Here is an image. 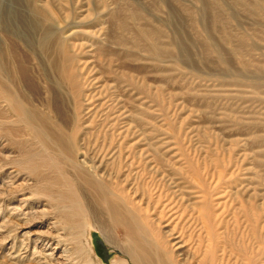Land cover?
I'll return each instance as SVG.
<instances>
[{
    "label": "bare ground",
    "instance_id": "obj_1",
    "mask_svg": "<svg viewBox=\"0 0 264 264\" xmlns=\"http://www.w3.org/2000/svg\"><path fill=\"white\" fill-rule=\"evenodd\" d=\"M36 1L29 6L21 0H0V122L7 125L3 127L6 135H21L20 129L26 127L24 133L37 146L21 165L3 156L15 165V173H7L11 175L8 189L16 191L9 201L11 210L19 209L8 211L0 225L11 223L17 242L26 239L32 249L75 253L76 264H97L85 239L89 221L126 256L112 264H264L260 213L264 212V184L259 183L256 171L250 176L242 173V162L252 156L236 152V142H226V155L211 153L209 147L195 158L187 149L176 148L181 140L172 143L170 137L162 138L166 133L154 120L157 113L161 117L165 87L183 85L171 81L174 76L169 71L175 70L176 61L193 62L189 49L198 42L209 54L206 60L217 62L222 71L257 75L248 89H235L250 100L257 97L264 63L247 55L264 40V29L254 37L232 29L231 21L237 10L250 16L260 13L264 19V0H194V5L156 0L168 6L164 23L153 22L139 0H84L76 4L73 22L92 29L66 34L48 9L51 2L64 10L66 0ZM209 11L217 21L215 39L211 31L200 28ZM182 18L187 20L190 37L183 35ZM103 23L107 24L104 30L99 26L92 34L95 38L89 34ZM166 23L175 24L174 34L165 29ZM130 24L134 28L127 30ZM195 33L202 34V41L191 36ZM86 35L93 40L82 43L80 38ZM221 45L239 60L241 70L222 57ZM150 87L152 96L147 99ZM189 89L168 94L170 99L185 92L210 96L209 91L192 93ZM210 114L216 117L213 110L202 116ZM189 116L181 122H189L188 126L183 129L181 125L176 134H189L190 139L218 129L233 135V128L225 131L226 120H220L231 117L230 113H223L215 121L219 124L211 127L201 125L200 115ZM251 119L234 116L227 121L264 126ZM93 131L95 135L102 132L100 141L87 139ZM147 132L156 136L147 137ZM255 132L239 133L247 136L239 141L262 140ZM213 134L218 138L216 131ZM171 144L178 145L173 148ZM35 225L47 231L32 229ZM0 264L8 263L0 260Z\"/></svg>",
    "mask_w": 264,
    "mask_h": 264
},
{
    "label": "rangeland",
    "instance_id": "obj_2",
    "mask_svg": "<svg viewBox=\"0 0 264 264\" xmlns=\"http://www.w3.org/2000/svg\"><path fill=\"white\" fill-rule=\"evenodd\" d=\"M21 1H22L23 5L28 4L29 6H31V5L34 6V5L38 4V1H36V0H33V1L28 0V3H27V0H21ZM48 1H50V0H47V2ZM75 1H76V3H75ZM139 1L144 2L145 6L147 7V11H149L148 13L151 15L150 17H152V19H153V22H154V20H158L159 23H164L163 19L166 18V16L168 15L167 14L168 13L167 12L168 6L166 4H162V3L157 4L156 0H139ZM145 1H147V2H145ZM182 1L184 3H186L187 5H194L193 4L194 0H182ZM246 1L250 2L251 0H246ZM83 2H85V1L84 0H81V1L80 0H66V1H64V3L66 4L65 5L66 8H64V10H62V11H60L61 8H60V10H58L54 4L49 2L48 9H49L50 13L53 11L52 15H55L57 17L56 18L57 25L59 26L60 29H62V31H65V34H66V31L68 33L70 31H76V30H81V29L85 28V27L81 28L82 26L75 25L73 22L74 21V16H73L74 14L73 13H74V9H76L75 6H76V4L83 3ZM153 11L155 13H153ZM209 12L210 13L206 12L208 15L206 14V16L204 17V22L202 24L200 23V25H201L200 28L204 29L203 27H205L206 32L211 31L213 38L214 37L218 38L217 30L215 29V28H217V24H216L217 21L214 18L215 16L213 15V13L211 11H209ZM262 12H264V9ZM66 13H68V16H64V15H66ZM175 13H177V12H175ZM254 14H255V16H250V15H247L242 10H237V12L235 14L236 19L234 17L232 19L233 21H231V23H232L231 28L234 29L235 31L238 30V31L243 32V33H249L254 37L258 36L259 34H261V32L264 29V24H263L264 19L260 13L259 14L254 13ZM175 16H176V14H175ZM183 20H184V27L182 29L184 30V32L183 31L182 32H183V35L185 36V38H187V37H190L191 32L189 33L188 31H190V28L187 29V26H185V22L187 20L186 21H185V19H183ZM178 24H180V23H178ZM106 25H107L106 23L98 25L96 27V29L93 28V30L91 31L92 33H89V34L90 35L96 34L97 28L100 29V27H101V31H103ZM165 26H167V27H165V29L168 32H170V34H172V33L174 34L175 24H173V23L169 24L168 23ZM91 27L89 26L85 29H92ZM127 27H128L127 30H132L134 28L131 26V24L128 25ZM179 27H180V25H179ZM74 29H76V30H74ZM113 29H117V28L113 27ZM90 35L89 36L86 35L85 38H80L82 43H87L86 41L91 42L93 39ZM191 36L202 41V34L201 33H195L193 35L191 34ZM93 37L95 38V36H93ZM83 41H85V42H83ZM195 42H198V41H195ZM17 43L19 46H21V44L18 41H17ZM201 46L202 45L198 42L197 44H194V47H193V45L191 46L192 48L190 47L189 53L191 55L193 53V55H192L193 62L192 61L191 62L176 61V63H175L176 64V66H175L176 71L175 70L169 71L171 75L173 74L174 79H175V80L173 79L171 81L183 82V85H178L176 83L177 85L174 86L172 89H167V87H165L166 88L165 91H163V93H161V100H162L161 104H162L163 110L161 113V117H160V113H157V116L154 117V120L156 119L155 122H156V124H158V126L160 124H162L161 125V129L163 130L162 132L166 133L164 135L165 137L163 136L162 138H166V137L169 138L170 137L171 139L170 138L169 139L172 141V143L173 142L175 143V139H176V141L181 140L182 143L179 145L180 148H178V147H176V148L182 149V150L187 149L191 156L195 155V158L199 155L200 152H202V150H207L209 147L211 150H213V151L209 150L211 153H215V154L218 153L219 155L221 154L220 156H222L223 154L226 155L228 153V151H227L228 144L226 142H230V143L236 142L235 151L238 149L239 151L241 150L239 153L245 152V153L249 154L250 156H252V158L251 157L248 158V161L245 160V162L244 161L242 162V164H243L242 169H244V171L242 173L247 174V176H250L251 175L250 172L252 173L253 171H256V173L258 175H260L259 183L264 184V164H263L264 161H262V160H264V153L263 152L260 153V151H262L264 149V126H257V127L255 126V128H253L254 125H251L249 127L246 125L244 126L243 123H240L239 125H231V123H230L231 118L234 116L246 117V118H248V120L250 122H252L251 118H253L254 123H256L259 120L261 122H264V78L259 76V79H258L259 86L257 87L259 90V93L257 94V97L254 96V98L252 100H250L249 97L248 98L244 97L243 93H240V92L236 91L235 89H239V90L244 89V88L248 89L251 82H254L253 79L258 78V76L257 75L252 76V74H250V73H243V72L237 74V73H233V72L222 71L221 68L218 67L217 62L206 60L208 58L209 54ZM223 46L224 45H221V47L223 48L221 50L222 57L226 61H228V63L230 65L232 64L231 66H233L235 68L238 67L239 70H241V67L239 65V60L231 53V51L228 49L227 46H226L227 48L225 46L224 47ZM225 48L227 50H224ZM203 56L206 57L204 60L202 59V58H204ZM247 57H250L251 59H255V60L257 59V61H258V59H261L264 63V40H260L259 44L255 45L253 47L251 52L248 53ZM101 58H102L101 56H99V58L97 57V59H99V60H102ZM87 59H88V61H90V58H87ZM88 65H89V62H88ZM89 72H91V71H89ZM148 82H149V84L153 83L152 80H149ZM160 83L165 85L164 81L160 82ZM233 83L236 85H233ZM181 86H182V88H181ZM188 88H190L189 90H191L192 93H194L196 91H197V93L209 91L210 96L204 97V98L195 97L192 94L186 93L187 92L186 90H188ZM232 88H233V90H232ZM230 89H231V91H230ZM95 90L97 91V87ZM151 90H152V87L147 89V91H148L147 92V96H148L147 99H149L152 96ZM96 91H94V92H96ZM168 91L171 92L172 94L179 93L180 91H186V92L184 93V95L183 94L177 95V97H179V98L170 99L171 93L168 94L169 93ZM212 93L213 94L216 93L217 96L216 97L211 96ZM234 93H236V94H234ZM191 96H193V97H191ZM195 99H196V101H195ZM178 109H180L181 111ZM188 110L190 113L188 112ZM203 110L204 111L213 110V113L216 115V117L213 116V114L208 115L210 117L202 116V114L204 113ZM223 113H226V114L230 113V115H231V117H223L220 120H226L224 122L225 131H228L229 129L233 128V131H234L233 135L219 131L218 129H215V130L209 129L208 130L209 133L207 132V133H205V135L202 132H200L199 134L195 135V137L190 136V139L187 136L189 134L185 135V133H183V132H180V134H176V132L178 131V129L181 125H182L183 129H185L188 126L189 122L187 124H184V125L181 124V122L185 117H188L189 115H191V116H189V118L193 117L195 115H198V116L200 115L201 119H202L201 125L211 127V125H218L219 124V123L216 124V122L218 121V117H222ZM157 117H160V118H157ZM227 119L230 121H227ZM161 120H163V121H161ZM6 126H7L6 124L2 125L0 122V164L2 165V166L0 165V169H1L0 170L1 171L0 172V185H1L0 186V201H1L0 202V219L2 217H6L8 214V211H13L10 209V207L13 203H11L9 201L10 200L9 197H11L12 194L16 192V191H13L12 189H8L9 188L8 183L11 180V175L10 174L7 175V173L14 174L15 169L12 168V167H15L14 163H19V165H21V161L26 159L25 155L29 152L34 151L37 148V146H35L33 143V139L30 138L31 136L24 133L23 130H25L27 132L26 127L24 129H20L19 133H21V135L16 134L17 135L16 136V135H12V133L10 135H6L5 132L3 131V129ZM236 129H238V130H236ZM241 129L242 130L244 129L243 131H245V132L246 131H249V132L256 131L255 133H257L260 136L262 135L261 136L262 140H260L258 142H253V141L251 142L250 141L247 143H244L242 140L239 141V139L247 137L246 135H241V136L238 135L241 132L243 133V131ZM239 130H241V131H239ZM94 131L92 132L93 135H87V139L90 138L93 140L94 138L97 137L96 140L100 141L102 139V135H101L102 132H99L100 135L97 134L99 136L98 137L97 135H95L96 133ZM214 131H216L218 133V135H216L218 138L213 137V136H215V134H213ZM235 131H239V133L238 132L235 133ZM147 133H149V134L145 135L147 137L153 138L154 136H156V135L153 136V134H151V132H147ZM100 136H101V138H100ZM114 136L117 139H119V137H117V135H114ZM177 136H180V137H177ZM196 136H199L200 139H202V140L197 141ZM201 136H203V137H201ZM207 137H209V138H207ZM231 140H233V141H231ZM148 143H150V142H148ZM96 144L99 145V143H96ZM171 145H173V148H174L178 144H171ZM89 146H91V144H89ZM204 146H206L207 148L203 149ZM5 155L7 156V159H10L12 161L15 160L16 162L14 161L13 165H12V162H10L8 164L7 159L4 160V158H3V156H5ZM10 155L12 157H10ZM225 158H226V156H225ZM249 161H250V163H249ZM249 167H252L253 170L251 169L248 172L246 169ZM6 170H9V171H6ZM18 173L21 175H24L20 171H18ZM4 179L5 180L7 179V180L5 181ZM3 190H4V192H6L4 194V196L1 195ZM25 194H27V192ZM17 209H19V208H16V209L14 208L13 212H15V210L17 211ZM260 213L262 216L261 219L263 220L264 219V216H263L264 212L261 211ZM20 216H22V215L20 214L19 217ZM242 218L243 219L245 218V220H246L245 216ZM21 220H23V219H21ZM263 224H264V222H263ZM11 225H12L11 223H10V225L6 224L5 226L0 225V254L3 255V256L0 255V258H1L0 260H3V262L5 261L8 264H20V263H22V264L23 263H25V264H42V263L43 264H71V263L76 264V262L78 261L79 257H77L76 254L73 252H71V254H70L69 250H66L63 253L48 254L47 253L48 250L44 251L43 249H40V250L32 249L31 243L27 242L26 239H23L22 242L18 243L17 242L18 239H15V236H14L15 231L11 230L13 228V226H11ZM88 226L89 227H87V230H86L87 232L85 231V234H86L85 239H86L87 244L92 249L91 258L95 261V263H97V264H112V261L114 259L119 260V259H124V257H126L119 249H117L111 243L106 241V239L102 235L101 231L97 227H95L93 221H89ZM45 228L46 227L43 225H35L34 227H32V229H35V230L47 231ZM18 230H20V227L17 228V232H18ZM10 231H11V233H10ZM246 231L248 232V230H246ZM116 234H117V232H116ZM13 242H15V243H13ZM52 244L53 243H51V245ZM12 246H13V248H12ZM25 248H28V250ZM40 251H42V252H40ZM40 254H41V256H40ZM5 256H7L8 258ZM31 256H32V258H31ZM39 256H40V258L38 259ZM44 258H46L45 259L46 261L44 260ZM54 258H57L58 261H55ZM65 259L66 260L69 259V260L66 261ZM27 261L30 263H28ZM40 261H42V262H40Z\"/></svg>",
    "mask_w": 264,
    "mask_h": 264
}]
</instances>
